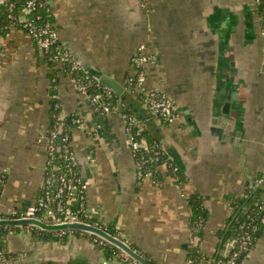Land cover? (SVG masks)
Returning <instances> with one entry per match:
<instances>
[{"label":"crops","instance_id":"1","mask_svg":"<svg viewBox=\"0 0 264 264\" xmlns=\"http://www.w3.org/2000/svg\"><path fill=\"white\" fill-rule=\"evenodd\" d=\"M50 10L72 57L120 83L138 45L150 35L162 42L145 68L146 81L173 95L180 108L182 120L161 127L188 181L179 187L160 167L159 184L139 183L121 112L106 115L105 133L102 122L84 114L87 98L72 77L56 64L58 86L53 83L45 54L28 33L12 28L0 36V216L25 210L39 195L56 94L62 114L88 118L73 132L79 157L93 155L81 164L88 213L115 225L154 264H187L191 246L212 257L232 215L225 195L244 192L264 168V21L255 0H52ZM229 90L236 97L218 137L211 127ZM127 101L138 103L132 96ZM191 193L206 198L203 236L191 229ZM7 250L9 264H136L107 259L85 235L40 240L28 225L9 232ZM242 264H264V236Z\"/></svg>","mask_w":264,"mask_h":264},{"label":"built area","instance_id":"2","mask_svg":"<svg viewBox=\"0 0 264 264\" xmlns=\"http://www.w3.org/2000/svg\"><path fill=\"white\" fill-rule=\"evenodd\" d=\"M262 1L263 0H255L257 5ZM7 2L8 0H0V5L6 4ZM48 2H51V0H28L23 8L21 17L18 19L28 31L27 33L37 42L39 49L43 53H48L53 47H56L57 53L53 55L51 59L55 65L57 64L61 67V70L66 66H69L72 70H81L83 68L82 65L72 57L71 51L60 42V33L56 22H51L49 20L39 25L27 16L41 7L45 8ZM12 5L13 4H10V6ZM10 17L17 19V16L15 17L12 14H10ZM262 17L264 21V15ZM37 18H40V15H38L36 19ZM136 48L137 49L133 51L131 57L130 62L132 71H129L127 74L126 88L132 87L134 90L139 89L141 91L142 100L151 118L155 119L161 125H172L181 119L180 109L173 98H171L167 92L158 88L152 89L150 92H145L143 90L146 81L145 64L155 62L157 60V55L155 53L146 52L148 45L140 44ZM144 51L146 54H144ZM89 77L90 76L87 74L72 79L76 83L77 90L82 95L90 98V106L94 112L100 111L101 113L110 115L114 107L113 101L109 100L113 94L112 91L108 90V92H106L105 90L103 91L105 92L104 95L99 93L89 95L88 86L91 85ZM55 80L56 79L52 81ZM133 93H135V91ZM54 99L58 101L57 107H59L60 102L56 94L54 95ZM70 116L71 120L68 125L65 124L63 119H60L56 122L54 128L48 131L45 136L47 143L46 172L36 201L23 211H14L13 215H19L21 218L28 217L39 219L48 224L84 222L81 220L80 212L87 206L86 194L89 182L82 173L75 172V168L79 167V169H81L82 163L74 148L72 128L84 127L85 123H87V117L77 112L72 113ZM123 118L127 140L135 159L137 181L140 183L146 178H151L155 184H159L160 178L153 177V172L147 170L144 166V158H137V155L139 153L150 156L156 154V157L159 158L160 155L165 154L166 151L158 149L156 145H152L149 139L144 135V131L147 128L144 120L132 113L123 114ZM42 140L43 139L40 138V141ZM55 157L62 158L64 161L63 165L66 168L62 169V165H53ZM87 159L88 161H93V155L90 154ZM160 167L167 168V165L163 163L158 166V168ZM176 184L179 187L181 186V184ZM263 184L264 168L250 185L252 188H256ZM240 195L248 197V193L245 191L240 193ZM74 203H78L77 208H74ZM229 208L233 211L231 205H229ZM241 217H245V219L234 231L231 241L229 240L230 244L228 243L229 246L234 243L235 245L229 257L224 260L222 264H241V255L249 250L253 240V232L258 229L255 218L250 215L248 208L244 209ZM261 222L264 223V216L261 218ZM202 225L203 221H200L198 226L201 227ZM94 226L106 230V225L98 220ZM20 227L25 228V226ZM32 227L35 226L28 225L29 230H32ZM63 231L65 232L66 230ZM194 231L197 233L198 230ZM91 240L95 244L101 246L110 243L100 235L92 237ZM110 244L114 246L112 243ZM222 252L226 254L225 250ZM24 256L25 253L19 254L20 258ZM119 256L122 260L129 259V256L121 250H119ZM12 260L13 257L0 251V264H9ZM203 261H205V259ZM190 263L191 261L187 260V264Z\"/></svg>","mask_w":264,"mask_h":264},{"label":"trees","instance_id":"3","mask_svg":"<svg viewBox=\"0 0 264 264\" xmlns=\"http://www.w3.org/2000/svg\"><path fill=\"white\" fill-rule=\"evenodd\" d=\"M28 0H8L6 4L0 5V36L3 34H6L9 30L12 28H19L24 30L26 33L28 32L24 27L22 22L18 19L22 15L23 8ZM52 1V0H51ZM10 4H13L10 6ZM258 10L260 14L264 15V0L258 5ZM10 14L13 16H17L16 18L10 17ZM40 15V18L36 17ZM29 19L34 20L36 24H43L46 21L55 22V17L53 16L51 10H50V2H48L47 6L45 8H39L36 11L30 13L27 15ZM33 39V38H32ZM34 40V39H33ZM36 46L38 47L37 42L34 40ZM39 48V47H38ZM57 53L56 47H53L51 51L48 53H44L46 56V59L51 66V77L52 80L57 78V70L55 63L51 59L53 55ZM64 74L70 75L72 78L80 77L81 75H87V71L82 68L81 70H72L69 66H66L63 68ZM89 81L91 82V85L88 86V94L93 95L96 93L99 94H105V92H102L101 90V84L98 82V80L93 79L89 77ZM57 85L58 79L55 81H52ZM86 82V80H85ZM109 100L113 101V105L116 106L118 102L123 103H129V101L122 100L119 96L115 95L114 93L109 98ZM58 101L53 99L51 103V119H50V126L49 131L54 128L56 122L60 120L61 115V107H57ZM130 104V103H129ZM127 109L129 113L135 114L145 122L151 118L149 114H141L140 116L134 111V109L131 106H127ZM86 113V112H85ZM149 115V116H148ZM106 114L101 113L100 111L94 112L93 118L97 122H102L103 127L105 128V133L107 131L108 125H107V118ZM71 120V116L67 117L64 121L65 124H69ZM144 135L149 139L150 143L152 145H156L158 149L164 150L159 141L156 139L154 134L150 132L148 128L145 129ZM157 155L154 154L152 156L147 154H138L137 158H144V166L147 170L152 171L153 177L159 176V170L158 166L160 164L166 163L167 165V171L169 174L175 179V182L178 184H183L188 181L187 176L185 175L183 169L181 166L170 156L169 153H165L160 155L159 158L156 157ZM53 165H62V169L66 168L63 163L64 161L60 157H55L53 160ZM79 167L75 168V172L81 173ZM245 192L248 193V197H243L240 194L236 193H228L225 195L226 202L233 207L232 215L227 220V223L225 226L218 232L220 241L218 244V249L216 253L212 257L206 256L204 253H202L197 247H189L188 254H187V260H190V264H222L224 260H226L229 255L223 254L222 250L227 248V244L229 243V240L231 239V236L233 232L238 228L239 224L244 221L245 217H241L242 212H244V209L248 208V212L251 216L255 218V223L258 226V229L253 232V240L251 242L249 250L245 251L241 255V264L248 255L250 249L255 245L257 240L264 236V223L261 222V218L264 216V184L262 186L254 187L252 188L251 185H249ZM188 200L191 206V229L192 230H198L197 235L203 236V230L205 223L208 218V209L206 207V198L200 195L199 193H191L188 196ZM74 208L78 207V203L73 204ZM249 206V207H248ZM19 215H12L7 214L6 216H0V218H18ZM81 220L85 223L95 225L97 219L92 217L87 210V206L84 210L80 212ZM200 221H203V225L201 227L198 226V223ZM22 227L20 226H0V251L5 252L7 255V236L10 231L12 230H20ZM32 234L37 237L40 240L44 241H55V240H62L66 241L67 237L70 234L73 235H85L89 237L90 239L92 237H97V234H94L92 232L88 231H79L74 229H68L65 232L64 231H50V230H42L39 227L35 226L32 227ZM106 231H108L111 235L116 236L122 240L123 237L119 233L118 229L113 224H108L106 226ZM99 248H102L105 254V257L107 259H111L114 257H120L119 256V249L115 246H112L110 243H107L104 246L96 244ZM132 246V245H131ZM135 250H137L139 253H141L143 256H145L151 264H154V262L143 252L136 249L135 246H132ZM205 259V261H203ZM129 260L134 261L136 264H139L134 259L129 257ZM207 261V262H206Z\"/></svg>","mask_w":264,"mask_h":264},{"label":"water","instance_id":"4","mask_svg":"<svg viewBox=\"0 0 264 264\" xmlns=\"http://www.w3.org/2000/svg\"><path fill=\"white\" fill-rule=\"evenodd\" d=\"M85 70L87 71L88 75L98 80V82L102 85L101 90L105 91L106 89H109L113 91L116 95L123 98L127 101V98L133 97L134 94L127 93L126 86L124 84H121L118 82L115 78L108 76L104 74L101 71H98L94 68L85 67ZM229 93H231L229 96H227L226 100L223 103V106L221 108V116L216 115L217 124L215 126H212L211 131L214 135H217L218 137H222L223 130L222 128L223 124H226L229 120L230 114H231V107L232 102L230 101L231 98H235V93H233L232 90H229ZM174 100V99H173ZM175 101V100H174ZM86 103H90V98H87ZM176 103V101H175ZM177 104V103H176ZM130 106L134 109V111L140 116L141 114H148L147 109L145 107V104L143 102L130 103ZM179 107V106H178ZM180 109V108H179ZM149 116V115H148ZM221 126V127H220ZM146 127L154 134L156 139L159 141L161 147L170 154V156L178 161L177 155L172 150V144L170 139H168L161 127V124H159L155 119L149 118L146 121ZM179 163V161L177 162ZM37 226L42 230H50V231H63L68 229H74L79 231H88L92 232L94 234L100 235L103 238H105L107 241L112 243L115 247H117L122 252L126 253L130 258L134 259L139 264H151V262L143 256L141 253H139L137 250H135L127 241L122 240L116 236L111 235L108 231L101 229L100 227L84 223V222H72V223H63V224H48L45 223L42 220L35 219V218H20V219H8V218H0V226ZM233 245H230L228 247L226 255H230L233 247Z\"/></svg>","mask_w":264,"mask_h":264},{"label":"rangeland","instance_id":"5","mask_svg":"<svg viewBox=\"0 0 264 264\" xmlns=\"http://www.w3.org/2000/svg\"><path fill=\"white\" fill-rule=\"evenodd\" d=\"M56 22V21H55ZM151 28V27H150ZM154 30H156V28H153ZM151 34H153V32L151 33ZM149 42H151L152 44H153V46H154V48L153 49H151L149 46H148V49L146 50V52H148V53H155L156 55H159V52H161V49H160V47H162L163 45H162V42H158L157 41V39L153 36V35H150V37L148 38V39H146V40H144L143 42H142V44H145V45H149ZM139 46V45H138ZM137 48H135L134 49V51L136 50ZM138 51V50H137ZM133 54V53H132ZM132 54H131V57H132ZM144 54H146L145 53V51H144ZM131 57H130V61H131ZM147 66H148V63H146L145 64V68L147 69ZM132 65H131V62L129 63V69H128V73H129V71H132ZM127 73V74H128ZM88 74V73H87ZM126 78L127 77H124L123 79H122V81H121V84H124V86H126ZM123 82V83H122ZM154 86H156V85H154ZM156 88H158V89H160V90H163V91H165L163 88H160V87H149L148 85H147V81H145V84H144V86H143V90L145 91V92H150L152 89H156ZM127 89V88H126ZM108 90L109 89H106V92H108ZM135 91V93H133ZM103 92V91H102ZM166 92V91H165ZM112 93H114L113 91H112ZM127 93H131V94H134V96H133V98H135V100H138V102H140V99H142V97H141V91L139 90V89H136V90H134L132 87H129L128 89H127ZM168 93V92H167ZM115 94V93H114ZM116 95V94H115ZM168 95L169 96H171L169 93H168ZM84 97H86L87 98V96H85V95H83ZM173 97V95L171 96V98ZM121 98V97H120ZM174 98V97H173ZM122 100H124L123 98H121ZM87 100V99H86ZM124 101H126V100H124ZM141 102H143V100L141 101ZM144 103V102H143ZM89 106L87 107L88 109H87V111H86V113L84 112V114H86V115H88V117H89V119L90 120H92V119H94L93 118V114H94V111H93V109L91 108V106H90V103L88 104ZM127 106H130V104L129 103H123V102H118V104L116 105V106H114L113 108H112V112L114 113V112H121V114H122V119H123V123H124V118H123V114H125V113H129V111H128V109H127ZM81 113H83V112H81ZM71 114H69V115H64V114H62L61 113V115H60V118L61 119H63V120H65L67 117H69ZM87 117V116H86ZM87 120H88V118H87ZM182 119H180V120H178V121H176V123H179L180 121H181ZM74 130H75V128H72V132H74ZM124 133H125V136H126V132H125V126H124ZM74 148H75V146H74ZM78 154V153H77ZM78 157H79V155H78ZM79 160H80V162L82 163V164H84V163H86L88 160H87V155L85 156V158L83 159V158H81V157H79ZM21 217L19 216L18 218H12V219H20ZM107 226V225H106ZM101 250H103L102 248H101ZM15 260H19V258H16Z\"/></svg>","mask_w":264,"mask_h":264}]
</instances>
